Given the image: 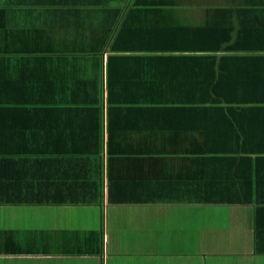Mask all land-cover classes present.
Instances as JSON below:
<instances>
[{"label":"crops","instance_id":"1","mask_svg":"<svg viewBox=\"0 0 264 264\" xmlns=\"http://www.w3.org/2000/svg\"><path fill=\"white\" fill-rule=\"evenodd\" d=\"M131 2L0 0V264H264V109L184 89L264 66L143 62L173 13Z\"/></svg>","mask_w":264,"mask_h":264},{"label":"trees","instance_id":"2","mask_svg":"<svg viewBox=\"0 0 264 264\" xmlns=\"http://www.w3.org/2000/svg\"><path fill=\"white\" fill-rule=\"evenodd\" d=\"M138 1L132 0L131 7H129L131 9L127 14L135 11L139 15H151L152 10L157 9L164 12L160 14L173 13L172 21L168 19L159 23L158 30L164 31L162 37L150 39L155 41V53L148 57H140L139 60L157 63L264 66V0H231V4L204 6L202 19L198 21L190 19L188 23H180L176 13L167 10L171 9V6L175 9V0L174 3L172 0H140V4ZM61 3L69 4L70 0H61ZM135 5H138V8H134ZM112 15L117 16L118 10H115ZM165 25L168 26L160 28ZM110 49L115 48L110 46ZM118 58L133 57L111 55L108 61H117ZM184 89L190 97L195 92H200L202 95L220 96L225 99L224 102L206 99L205 101L208 102L242 106V109H264V82L253 81L246 85L236 86L235 90H239L243 96L236 98L235 101L232 100L231 93H228L226 89L223 90L222 86L215 90L212 89V94H207L208 87L200 88L189 85ZM187 103L194 105L197 102L189 98ZM200 103L205 104V102ZM10 109L19 110L14 107ZM20 110L37 111L40 109L27 107L20 108Z\"/></svg>","mask_w":264,"mask_h":264}]
</instances>
